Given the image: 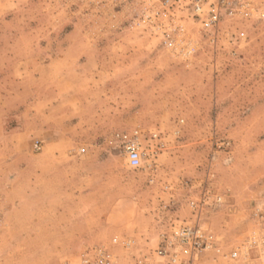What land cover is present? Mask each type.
<instances>
[{
    "label": "rangeland",
    "instance_id": "374dc122",
    "mask_svg": "<svg viewBox=\"0 0 264 264\" xmlns=\"http://www.w3.org/2000/svg\"><path fill=\"white\" fill-rule=\"evenodd\" d=\"M146 2L0 0V264H76L93 246L121 264L124 240L154 247L203 190L219 246L257 229L264 0H224L212 33Z\"/></svg>",
    "mask_w": 264,
    "mask_h": 264
},
{
    "label": "built area",
    "instance_id": "2783aa9c",
    "mask_svg": "<svg viewBox=\"0 0 264 264\" xmlns=\"http://www.w3.org/2000/svg\"><path fill=\"white\" fill-rule=\"evenodd\" d=\"M144 2V1H143ZM224 0H147L141 8H185L201 23L205 32L215 30L219 13ZM159 11L156 10L155 13ZM209 33V34H211ZM172 40L165 39L163 43L170 44ZM124 151L128 163L137 167L140 162V152L132 142H126ZM209 193L203 190L198 199L188 201L192 218L173 222L169 229L159 235L157 244L152 248H139L133 239H126L121 247L128 259L121 264H197L207 253L213 252L224 261V264H252V254L260 264H264V205L251 211V217L256 222V230L249 234L241 246L224 249L218 245V240L202 223V211ZM215 203H222L220 196L214 197ZM136 253H133L135 252ZM65 264H71L69 262ZM76 264H120L116 257L104 246H93L85 249Z\"/></svg>",
    "mask_w": 264,
    "mask_h": 264
},
{
    "label": "crops",
    "instance_id": "0c3cea01",
    "mask_svg": "<svg viewBox=\"0 0 264 264\" xmlns=\"http://www.w3.org/2000/svg\"><path fill=\"white\" fill-rule=\"evenodd\" d=\"M23 84V83H22ZM20 85H21V83H20ZM26 90V89H25ZM24 90V91H25ZM9 137L8 138H14L16 135L15 134H10V135H8ZM10 151H12L13 152V150H11L10 149ZM14 153V152H13ZM28 173L29 172H33V169H31V168H29L28 166H26L25 168H24ZM36 172V171H35ZM52 171L51 170H45L43 167L40 169V173H41V180L42 181H47V182H49V180H50V177L49 176H46L45 175V173H51ZM43 173H44V175H43ZM73 199V198H72ZM72 203L74 204V199L72 200Z\"/></svg>",
    "mask_w": 264,
    "mask_h": 264
}]
</instances>
